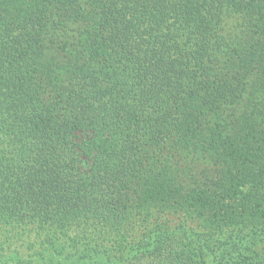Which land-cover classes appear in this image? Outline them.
<instances>
[{
    "label": "trees",
    "instance_id": "obj_1",
    "mask_svg": "<svg viewBox=\"0 0 264 264\" xmlns=\"http://www.w3.org/2000/svg\"><path fill=\"white\" fill-rule=\"evenodd\" d=\"M0 228L41 235L0 264H264V0H0Z\"/></svg>",
    "mask_w": 264,
    "mask_h": 264
},
{
    "label": "rangeland",
    "instance_id": "obj_2",
    "mask_svg": "<svg viewBox=\"0 0 264 264\" xmlns=\"http://www.w3.org/2000/svg\"><path fill=\"white\" fill-rule=\"evenodd\" d=\"M40 237L35 231L16 233L0 228V252L8 253L15 248L20 254H27L34 249L33 246L39 242Z\"/></svg>",
    "mask_w": 264,
    "mask_h": 264
}]
</instances>
